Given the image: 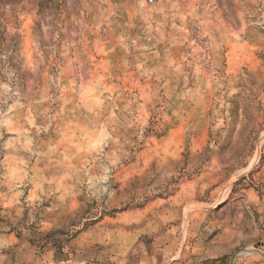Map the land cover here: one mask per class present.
<instances>
[{
    "label": "rangeland",
    "instance_id": "374dc122",
    "mask_svg": "<svg viewBox=\"0 0 264 264\" xmlns=\"http://www.w3.org/2000/svg\"><path fill=\"white\" fill-rule=\"evenodd\" d=\"M0 264H264V0H0Z\"/></svg>",
    "mask_w": 264,
    "mask_h": 264
}]
</instances>
